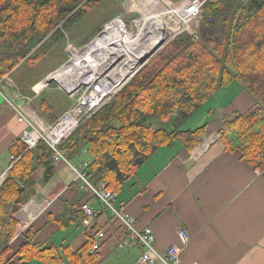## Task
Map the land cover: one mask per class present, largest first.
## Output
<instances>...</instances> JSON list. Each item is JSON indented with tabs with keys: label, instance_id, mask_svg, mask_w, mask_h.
<instances>
[{
	"label": "trees",
	"instance_id": "1",
	"mask_svg": "<svg viewBox=\"0 0 264 264\" xmlns=\"http://www.w3.org/2000/svg\"><path fill=\"white\" fill-rule=\"evenodd\" d=\"M99 1L0 0V81L24 60L37 59L42 42L52 46L63 39V30L78 23ZM234 2L207 0L197 40L188 34L177 37L105 107L60 142L58 150L70 164H86L82 172L94 187L117 194L156 150L170 148L174 142L193 151L205 126L189 132L183 125L233 82L254 103L244 113L223 117L219 142L223 151L237 153L264 177V0ZM95 30L96 34L100 29ZM34 88L38 91L41 86ZM174 111L176 117L171 118ZM154 121L161 126L155 128ZM9 154L11 167L6 177H0V264H96L99 256L91 252L92 244L86 242L71 252L54 243L35 242L32 229L19 235L17 249L12 247L22 221L21 206L35 194L36 184L53 178L60 164L43 142L26 150L16 140ZM38 170L42 174L36 178ZM70 190L73 198L64 202L65 209L47 215L59 230L76 228L81 205L93 200L76 183Z\"/></svg>",
	"mask_w": 264,
	"mask_h": 264
},
{
	"label": "crops",
	"instance_id": "2",
	"mask_svg": "<svg viewBox=\"0 0 264 264\" xmlns=\"http://www.w3.org/2000/svg\"><path fill=\"white\" fill-rule=\"evenodd\" d=\"M46 87L47 83L43 89ZM6 94L8 98L13 95L9 90ZM4 102L3 89L0 91V159L5 160L0 164V177L6 176L12 159L9 148L24 129L15 122L14 110ZM253 103L252 97L233 82L220 89L197 112L199 122L188 126L185 123L183 129L193 132L206 126L204 135H207L220 125L222 117L244 113ZM210 136H203L191 152L178 142L170 148L156 150L121 186L117 199L134 218L136 229L151 230L158 252L164 253L171 245L180 248L179 264H264L263 172L254 170L237 153L223 151L218 135ZM41 174L38 170L36 178ZM72 183L71 171L60 164L50 181L35 185V194L19 210L26 208L17 228L14 249L21 244L19 235L28 229L36 234L35 242L54 243L71 252L90 243V234L79 222L76 228L59 230L47 218L49 214L62 212L64 202L73 198ZM90 202L99 211L95 229L107 233L96 252L99 256L96 264H136L139 249L127 243V232L96 201ZM180 229L190 236L187 244L178 236Z\"/></svg>",
	"mask_w": 264,
	"mask_h": 264
},
{
	"label": "built area",
	"instance_id": "3",
	"mask_svg": "<svg viewBox=\"0 0 264 264\" xmlns=\"http://www.w3.org/2000/svg\"><path fill=\"white\" fill-rule=\"evenodd\" d=\"M133 1L127 0L123 5L124 13L106 23L87 45L81 48H75L72 45L67 46L69 57L71 51L81 50L93 43H98V52L108 54L110 59L94 56L92 62L97 64L94 68L97 67L98 71L90 70L88 72L86 68H80L76 74H73L66 70L71 63L70 56L65 64L49 76L51 77L59 72L63 73L61 79L54 78L52 81L60 85L61 91L71 102L69 109L53 123L48 124L39 120L22 101L24 98H21L18 94L15 95L16 97L14 96L17 98V103H13L12 96L7 101L15 112L16 121L24 126L19 135V141L25 145L26 150H33L39 142H43L52 151L54 162L64 164L69 168L73 176V183L77 184L79 191L95 200L112 220L119 223L121 229L128 234L127 243L139 249L136 264H179L181 250L178 246L171 245L164 253L158 252L154 247L155 239L151 230L149 228L143 230L135 228L134 218L125 211L124 204L118 201L117 195L101 186L94 187L82 172L86 164L72 165L58 150L60 142L68 138L82 122L100 111L127 85L144 62L154 53L153 49L149 54L140 58L139 50L145 49L151 43H154V31L151 30L147 34L139 36L142 31L141 26L145 22L141 21V13L128 8V5ZM155 1L166 11L164 20L169 32H180L184 29L191 32L197 30L202 19V8L207 0ZM155 9L154 7V12H156ZM149 12L151 13L152 10L149 9ZM133 13L139 14V18L130 20L128 24L124 17ZM131 25L132 29H130ZM136 40L141 42V47H135L134 51L131 49L129 53L132 57H129L127 52L130 45H127V42H135ZM162 41L164 40H161L160 43ZM145 57L147 58L143 61ZM25 209L22 208L20 213L24 214ZM81 212L82 218L79 224L91 236V252H96L106 237L103 229H95L99 211L91 206V202L86 201L81 205ZM178 236L183 244H187L190 240L189 234L184 229L178 231Z\"/></svg>",
	"mask_w": 264,
	"mask_h": 264
},
{
	"label": "rangeland",
	"instance_id": "4",
	"mask_svg": "<svg viewBox=\"0 0 264 264\" xmlns=\"http://www.w3.org/2000/svg\"><path fill=\"white\" fill-rule=\"evenodd\" d=\"M126 1L127 0H100L99 2L95 3L94 6L89 8L87 13L84 15V17L78 23L73 25L69 30H63V36H64L63 39L55 42L52 46L46 45L49 42H46V41L42 42L41 48H43V51L39 54L37 59L24 60V62H22L18 67H16L13 71H11L8 75H6L0 81V91L4 89V94H5V102L4 103H6V105L8 107H10V105L7 101L9 96H7V94H6V92H8V90H9V92L13 93V95H12L13 103L14 104L17 103V98H15L16 97L15 95L18 94L21 98H24V99H22V101L27 105L30 112L32 114L34 113V115H36V117L39 120L46 121L45 119H49V118H51V120L57 119V117L59 118V116L62 113L66 112L69 109V107L71 106V102L65 96L63 91H61L60 85L57 82L50 80L49 76L52 73L56 72L58 70V68H60L63 64H65L67 59H69L70 56L72 58L77 53L80 52V51L72 52L71 55H69V57H68V53H67V46L68 45H72L75 48H81V47L87 45L89 42H91V40L97 34V33L95 34L96 28L101 30L106 23L111 21L113 18L121 15L122 13H124V10H123L124 6L123 5L126 3ZM136 1H138V0H136ZM232 2H234V3L238 2L240 4H243L246 2V0H232ZM130 10L137 11L140 13V11L136 8H131ZM138 18H139V14H137V13H135V14L133 13L132 15L131 14L126 15L124 17L125 21L128 24L130 23V20H136ZM166 19H167V17H166ZM201 22H202V19L200 21V24H201ZM200 24H199L197 30L195 29L196 31L194 30V31L190 32L187 29H184L180 32H177V31L169 32L168 31V34H166L165 37L163 38L164 41L159 43L154 48V53L144 62L142 67L139 69V71L144 66H146L153 58L155 59L160 54H162L163 51L177 39V37H180L183 34H188L194 40H197ZM155 27H156V24L154 23V28ZM130 29H132V25H131ZM100 30H99V32H100ZM167 30H169V29H167ZM38 83H39V86H41V89L39 92L37 90H35V88H34ZM46 83H47V87L43 89V87ZM5 88L7 89V91H5ZM35 91H37V92H35ZM42 100H44V101H42ZM41 103H43L42 104L43 107H42ZM63 109H65L64 112H62ZM200 109L198 111H200ZM197 112L195 114H193L186 121L187 126L191 125L195 122H199ZM172 114L173 115L171 118H173V117L175 118L177 111H174ZM222 119H223V117H222ZM214 121H215V119H214ZM15 122H17L16 119H15ZM221 123H222V120H220V125L217 128L213 127L214 130L212 131V133L208 132L207 135H203V136L207 137L208 135H211L210 137L216 138L218 135V132L221 128ZM153 124H154L155 128H159L161 126L160 123L155 122V121ZM204 137H202V138H204ZM218 137H219V135H218ZM207 138H209V137H207ZM4 160H5V158L2 157L0 159V164L2 162H4ZM6 161H7V159H6ZM0 173H1V170H0ZM6 175H7V173H6Z\"/></svg>",
	"mask_w": 264,
	"mask_h": 264
},
{
	"label": "bare ground",
	"instance_id": "5",
	"mask_svg": "<svg viewBox=\"0 0 264 264\" xmlns=\"http://www.w3.org/2000/svg\"><path fill=\"white\" fill-rule=\"evenodd\" d=\"M153 5L156 8L155 9L156 12H154ZM128 8L129 9L136 8L143 15L141 21H144L145 24L141 26L142 31L139 36L145 35L151 30L154 31V43H151L150 46H148L145 49L139 50L140 58H143L144 56L149 54L160 43L161 40H163L166 34H168L166 21L164 20L166 11L155 0H138V1L134 0L132 3L128 5ZM149 9L152 10L151 13L149 12ZM154 23L156 24L155 28H154ZM127 45H130L127 53L129 57H132L129 51H131V49L132 51H134L135 47H141V42H138V40H136L135 42L128 41ZM98 50H99V44L93 43L89 47L83 48L81 50L71 51V52H76V51H80V52L70 59L71 63L69 64L66 70L73 74H76L80 68H86V71L88 72L90 70L98 71L97 67L94 68V66H96L97 64H94V62H92L94 56H98V57L102 56L104 59H110L108 54L104 52L99 53ZM126 57L128 58L127 55ZM62 76L63 73L61 72L55 73L53 76L50 77V80L54 78L61 79Z\"/></svg>",
	"mask_w": 264,
	"mask_h": 264
},
{
	"label": "water",
	"instance_id": "6",
	"mask_svg": "<svg viewBox=\"0 0 264 264\" xmlns=\"http://www.w3.org/2000/svg\"><path fill=\"white\" fill-rule=\"evenodd\" d=\"M147 57H148V56H147ZM147 57H145V58L143 59V61H144ZM143 61H142V62H143ZM39 91H40V89L38 90V92H39ZM36 92H37V91H36ZM10 167H11V166H10ZM9 169H10V168H9ZM4 179H5V178H4ZM4 179H3V180H4ZM3 180H2V182H3Z\"/></svg>",
	"mask_w": 264,
	"mask_h": 264
}]
</instances>
